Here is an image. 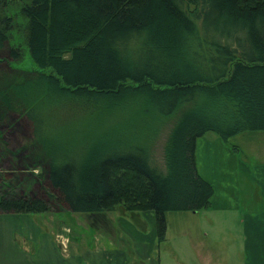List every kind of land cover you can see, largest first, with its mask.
Wrapping results in <instances>:
<instances>
[{"label":"trees","instance_id":"16d2710c","mask_svg":"<svg viewBox=\"0 0 264 264\" xmlns=\"http://www.w3.org/2000/svg\"><path fill=\"white\" fill-rule=\"evenodd\" d=\"M16 2L30 57L55 70L58 78H46L58 92L110 110L135 93L143 100L138 120L188 107L164 146V172L138 145L109 147L80 166L75 158L45 160L31 146L43 121L25 113L33 137L0 150V160L17 167L0 176V214L98 213L105 222L117 207L152 211L157 240H164L167 212L206 208L213 195L196 169L197 139L212 132L227 142L264 131V0H0V50L11 60L21 55L9 41ZM6 103L0 121L14 111ZM127 128L113 130L125 138Z\"/></svg>","mask_w":264,"mask_h":264},{"label":"rangeland","instance_id":"374dc122","mask_svg":"<svg viewBox=\"0 0 264 264\" xmlns=\"http://www.w3.org/2000/svg\"><path fill=\"white\" fill-rule=\"evenodd\" d=\"M19 10L17 2L10 6L9 15L16 17V19L9 33V41L11 45L20 49V58L17 60L8 59L5 57L6 52L0 50V107L3 106L1 101L5 104L8 102L11 109L14 110L13 112H5L4 118L0 121V150L7 145L6 143H8V148H17L23 141L33 137L28 118L24 115L30 112L40 117L43 121L41 132L30 141L32 149L37 150L45 160H47L46 157L49 155L58 164L75 158L78 165H82L84 164L82 159L86 156L91 157L93 161L95 156L106 149L108 150L109 147L117 146L119 150H127L133 149L135 145H138L145 148L150 165L158 171L164 172V146L171 129L179 120L182 110L188 106L179 107L178 111L171 116H161L155 111L146 112L145 115H142L143 117L139 115L138 120L136 119L138 117L136 116L137 110L139 106L143 105V100L136 96L135 93L127 92L121 96L117 100L120 104L115 106L118 109L110 110L106 108L107 106L103 101L100 102L98 100L76 97L69 93L58 92L46 78L47 76L58 78L55 70L52 67L39 68L30 57L25 44L26 19L20 15ZM2 16L3 14L0 13V18ZM68 56L69 54L64 55V57ZM41 74H44V77ZM59 85L64 86L60 79ZM117 126H128L127 129H124L126 131L125 138L113 130ZM107 133L112 136L109 138ZM258 136H264V131L244 132L234 135L225 142L226 144L224 143L227 146L225 148H229L232 153L246 164L253 165L254 159L259 160L264 156V139L257 140ZM251 137H254L255 140H251ZM210 138L222 140L216 134L209 132L199 142L198 151H195V163L196 169L201 176H209L211 171H209L208 165L226 163L228 156L223 151L217 152L218 148H222L221 146L214 143L208 145L206 141ZM127 145L129 147H126ZM253 149L257 151V154L261 151V154L250 155V150L253 151ZM3 159L0 160V176L17 168L14 165H10L8 160ZM33 172L34 174H39L41 167L37 166ZM115 210L124 211L121 207H117ZM108 213L105 215L108 216ZM62 214H49L48 219L50 220L49 222H52V217L60 220L63 219L61 217L67 216L63 221L65 225L61 226L62 230L60 229V233L64 234V238L67 239V244L68 236H77L79 232L84 235V231H86L85 237L88 238L89 232H96L100 228L105 229L111 225L108 224L109 219H107V223L100 222L99 217L103 215L98 213H73L72 217L69 212L65 216ZM166 215L168 219L166 221L165 235L167 234L168 237H175L179 228L183 225H187V228L190 226L192 229L200 226V230H205L208 233L206 243L208 245L211 243L210 229H212L216 233L221 248L226 246L229 237L228 230L238 229V224L233 216L229 219V223L232 226L225 229L226 225L222 224L220 218L214 215L211 221L208 213L203 210L198 211L196 214H191V211H176L167 212ZM125 218L126 221L114 222L116 229L122 233V236L125 237L127 235L129 238L128 240L125 237L122 242L125 241L127 247H131L133 254L138 255L141 252L147 255L149 253L148 255L152 259L157 251L156 245L155 248H150L148 252L147 248L142 252L140 245L145 248L143 244L148 240L137 238L129 225L134 222L129 217ZM68 225L74 227L73 230ZM148 226H151L150 220H148ZM176 241L177 238L172 240V244L176 243ZM169 244L167 243L163 246L161 244V252L168 254L167 251L169 250L166 246H169ZM219 254H227V258L230 260L233 258L234 264H237L236 245L231 251L220 250ZM187 258H193L191 264H197L192 252ZM227 258L223 260L224 264H229ZM132 260L135 261L133 256Z\"/></svg>","mask_w":264,"mask_h":264},{"label":"crops","instance_id":"0c3cea01","mask_svg":"<svg viewBox=\"0 0 264 264\" xmlns=\"http://www.w3.org/2000/svg\"><path fill=\"white\" fill-rule=\"evenodd\" d=\"M204 137L197 139L195 151H198L199 142ZM256 139L262 140L264 136ZM251 140L255 138L251 137ZM206 142L208 145L214 143L221 146L217 152L223 151L228 155L226 163L208 165L211 174L202 175L212 185L213 195L209 205L200 209L208 213L211 221L214 215L220 218L222 224L226 225L225 229L232 226L229 219L232 216L235 218L238 229L228 230L229 237L224 248L220 247L212 229L211 243L208 245V233L200 230V226L192 229L183 225L175 237L166 234L164 240L159 242L152 211H110L105 217V223L109 219L110 226L89 232L88 238L85 237L86 231L84 235L78 231L79 235L68 236V244L65 235L60 233L67 216L60 220L52 217V222L48 219L49 214L63 213L65 216L67 212L0 214V264H191L193 258L186 259L191 252L197 264H224L223 260L228 256L219 254V251H231L235 245L237 264H264V156L259 160L254 159L253 165H248L229 148H225L226 143L219 138H210ZM250 151L252 156L261 154V151L257 154L254 149ZM200 210L191 211V214ZM69 215L72 217L74 214ZM125 217L134 222L129 225L137 238L148 240L143 244L145 248L140 245L142 252L146 248L148 252L156 245L157 251L152 259L149 253L140 252L139 256L133 254L131 247H127L125 241L122 242L127 235L122 236L114 222L126 221ZM148 220L151 221L150 227ZM68 226L73 230L74 227ZM176 238V243L172 244ZM167 243H170L166 246L168 254L160 249L161 244ZM227 260L229 264H234L233 258Z\"/></svg>","mask_w":264,"mask_h":264}]
</instances>
